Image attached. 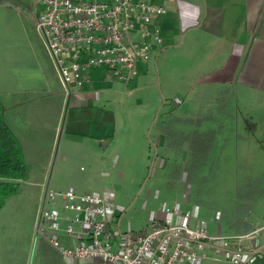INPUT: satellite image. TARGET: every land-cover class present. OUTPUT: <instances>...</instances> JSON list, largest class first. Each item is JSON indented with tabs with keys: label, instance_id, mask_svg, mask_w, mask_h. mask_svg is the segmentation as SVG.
<instances>
[{
	"label": "crops",
	"instance_id": "crops-1",
	"mask_svg": "<svg viewBox=\"0 0 264 264\" xmlns=\"http://www.w3.org/2000/svg\"><path fill=\"white\" fill-rule=\"evenodd\" d=\"M152 1L163 2L167 10L153 23L164 48L140 61L137 76L128 84L96 68L90 70L89 86L65 97L44 45L38 44L37 49L42 57L31 58L24 44L18 48L15 43L0 42L2 117L27 168L18 191L8 197L22 192L23 200L7 198L0 208V230L7 222L14 223V230L2 238L8 248H0V264H28L29 260V264H35L34 260L37 264H67L46 239L33 236L43 184L106 196L124 230L122 222L136 201L143 176L139 168L149 160L150 144L162 159L157 174L178 152L167 146L162 116L181 109L194 114L203 100L226 94L233 103L231 113L237 115L242 104L248 105L252 113L247 118L253 121L255 136L264 131V0ZM63 110L68 115L64 127L60 123ZM173 125L176 128V121ZM167 184L163 192L154 186L145 189L148 203L158 202V208L140 218V225L132 227L127 218V226L141 228L152 215L162 216L164 208L177 204L193 211L192 225L201 221L211 233H226L215 219L216 229L210 230L208 223L213 222L203 220L204 212L195 209L189 195L184 191L179 197L180 190L170 181ZM252 216L248 231L261 227L256 243L262 244L264 192L253 204ZM201 264L231 263L206 259ZM246 264H264V249Z\"/></svg>",
	"mask_w": 264,
	"mask_h": 264
},
{
	"label": "built area",
	"instance_id": "built-area-1",
	"mask_svg": "<svg viewBox=\"0 0 264 264\" xmlns=\"http://www.w3.org/2000/svg\"><path fill=\"white\" fill-rule=\"evenodd\" d=\"M164 1V0H163ZM29 14L51 59L65 97L89 86L90 70L104 68L125 84L140 61L164 48L153 23L167 10L152 0H32ZM109 198L42 185L33 236L46 239L67 264H246L264 249L261 227L244 233H211L192 210L177 204L138 229L120 228ZM65 238L67 244H61Z\"/></svg>",
	"mask_w": 264,
	"mask_h": 264
},
{
	"label": "rangeland",
	"instance_id": "rangeland-1",
	"mask_svg": "<svg viewBox=\"0 0 264 264\" xmlns=\"http://www.w3.org/2000/svg\"><path fill=\"white\" fill-rule=\"evenodd\" d=\"M4 5H8L7 9H4ZM32 8V0H0V42L15 43L18 48L24 44L29 48L28 56L33 54L31 58H35L42 57L37 49L38 44L43 46V42L37 32L35 22L29 14ZM230 102L231 99L229 101L227 95L223 94L203 100L200 104L201 109L194 114L188 115L189 113H185V109H181L162 116L163 112L160 111L158 117L162 116L163 120H166L165 123L170 126L172 124L173 130L177 131L178 141H180L179 150L176 157L167 160L163 170L157 174L159 172L158 164L162 159L160 160L159 150L150 144L149 160L139 168V171L143 169V176L135 196L136 201L125 213L126 219L122 222L123 229L131 228L135 224L140 225V218L144 217L147 212L158 208V202L148 203L145 189L154 186L156 191L160 189L162 192L167 191V181H170L175 189L180 190L179 197H182L185 191L191 202L195 204V209L198 210L200 207L199 210L204 212L203 220L209 218L213 222L212 224L208 223L210 230L215 231L218 222L226 233H242L244 230L236 227L235 223L229 225L227 219L235 220V222L242 219L244 223H252V213L243 212L240 204H245L244 201L241 202L244 190L249 185L253 186V180L260 178L259 186L264 189V131L259 137H257L259 134L255 136L257 130L253 129V121H249L247 118L251 116L252 112L245 104H242V111L237 110V115L234 113L236 122L231 121L230 112L232 111L230 109L233 108V103ZM243 112H245L244 115ZM62 117H64V122ZM67 117L66 111L63 110L60 122L62 127L67 122ZM205 119H209V121ZM175 121L176 128L173 125ZM207 128L215 131L212 135L214 139H211L213 143L209 146L207 153L193 157L194 160H192L188 143L190 141L185 140V137L195 131ZM167 175H170L172 179ZM174 188L170 196L174 195ZM21 196L22 192L19 196L15 195L12 198L14 201H22ZM10 199L8 198V200ZM234 212V216L230 214ZM15 214L16 212L10 218L15 217ZM200 214L201 218L202 213ZM127 218H131V226H127L125 223ZM214 219L217 221L216 223ZM26 226L24 228L28 232V223ZM13 230L14 223L12 221L7 222L6 226L0 230L1 250L8 248L4 245L2 238ZM60 243L66 245L67 240L62 238ZM14 249L16 248L14 247ZM45 251L51 252V249L46 247ZM33 254L34 248L31 258ZM35 261L34 263L37 264Z\"/></svg>",
	"mask_w": 264,
	"mask_h": 264
},
{
	"label": "trees",
	"instance_id": "trees-1",
	"mask_svg": "<svg viewBox=\"0 0 264 264\" xmlns=\"http://www.w3.org/2000/svg\"><path fill=\"white\" fill-rule=\"evenodd\" d=\"M230 117L231 121H234V114L231 112ZM205 120L209 121V119ZM164 122H166V120H164L163 123ZM162 131L167 146L179 150L178 144H180V141H178L179 137L177 131H174L173 127L167 123L162 127ZM213 132H215L213 129L207 128L202 131H195L185 137V140L190 141L188 143L190 146V153L192 154V160H194L193 157L208 152L209 146L213 143ZM26 175L27 168L23 162L21 148L3 120L2 107L0 104V208L4 204L5 199L18 191L20 185L19 180L24 179ZM260 183V178H257L253 180V186L249 185L244 190L243 200H240L241 202L244 201L245 204L241 203L240 206L242 211L246 214L248 212L252 213V204L258 201L264 192L263 188L259 186ZM230 214L234 216L235 212ZM227 222L229 225L235 223L236 227H239V229L244 231H248L252 227L250 223L242 222V219L237 220L236 222L235 220L231 221L230 219H227Z\"/></svg>",
	"mask_w": 264,
	"mask_h": 264
}]
</instances>
